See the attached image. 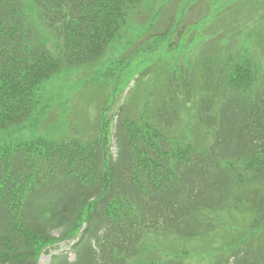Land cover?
I'll use <instances>...</instances> for the list:
<instances>
[{
    "label": "trees",
    "instance_id": "1",
    "mask_svg": "<svg viewBox=\"0 0 264 264\" xmlns=\"http://www.w3.org/2000/svg\"><path fill=\"white\" fill-rule=\"evenodd\" d=\"M147 6L145 0H0V132L25 122L35 92L55 75L96 68L133 9ZM169 13L171 23L161 36L180 30L177 13ZM146 15L136 23L152 22ZM37 29L57 44L53 57L39 43ZM221 46L207 43L189 75L167 71V117H158L160 124L121 117L120 108L115 158L100 173L105 187L82 185L83 174L71 168L46 170L31 186L39 157L0 152V264H37L45 248L74 237L83 222L75 260L57 255L50 264H190L185 256L198 252L213 254L212 264H264V84L259 67L225 56ZM191 103L195 114L180 112ZM191 119L201 126L192 128L197 137L190 127L194 143L181 147L167 133L180 130L177 125L172 131L177 122L191 125ZM105 152L103 147L100 155ZM135 163L149 182L155 180L143 189L146 194ZM115 197L132 204L121 220L114 219L120 212L109 211ZM87 207L85 219L79 211ZM254 233L255 241L243 242ZM148 236H167L171 256H157L156 246L145 244ZM231 247L236 251L225 256Z\"/></svg>",
    "mask_w": 264,
    "mask_h": 264
},
{
    "label": "rangeland",
    "instance_id": "2",
    "mask_svg": "<svg viewBox=\"0 0 264 264\" xmlns=\"http://www.w3.org/2000/svg\"><path fill=\"white\" fill-rule=\"evenodd\" d=\"M236 1L145 0L148 4L146 17L151 16L152 25L142 27L131 25L135 23L136 19L133 14L131 19H128L127 29L124 32L121 31V35L117 36L110 45L108 54L96 67L93 76L82 75L85 70L83 72L66 70L45 83L35 92L34 114L32 113L22 126L0 132V152L22 151L30 156L32 161V156L39 157V161L31 170L29 181L31 186L46 170L48 173L55 174L61 171L60 168H71L81 172L79 177L83 174L85 179L81 181L82 185H84L83 183L94 185L96 182H102V187H105L108 184L107 178L100 177V173L105 170L109 161L115 156L116 150L112 135L119 108L123 109L121 117L135 120L138 123L149 119L158 124V117H167V110L163 108V106H167V74H162V71L158 70L155 76V82H157L154 85H149L148 82L142 85L139 83L137 90L133 87L134 80L144 69L155 65V63L164 64L175 70L190 71L191 66L199 58L200 51L204 48L202 46L209 38L204 32L211 25L214 30L216 27L218 28L215 37L220 39L219 45L225 48V50L223 49L224 55L232 56L233 60H250L256 68L259 67V80L264 84V5L260 3L262 0H259L260 2L238 0L235 4L236 11L243 10L237 14L232 9V11L234 10L232 15L228 11V7ZM242 1L244 2L242 3ZM171 9L174 14L177 13L176 25L180 24L179 34L183 33V36L179 35L176 39V33L173 32L165 38L162 36L150 38L155 34L154 26L160 31L169 27L171 23L169 17L172 16L169 13ZM226 9L227 11H225ZM203 13L207 15L200 22L189 25ZM217 19L218 22H216ZM232 23L234 25L238 23L241 26L235 28L236 26ZM36 33L39 34V43L42 40L44 47L50 51L51 57H53V51H56L57 44L47 32L37 29ZM178 39H180L179 42ZM173 43H178L174 49L172 48ZM78 44L83 45V42ZM128 44L138 48L137 52L131 53L132 46L128 47ZM151 69L153 74L154 70ZM169 71L174 72L173 70ZM84 76L86 77L84 78ZM152 82L154 83V81ZM92 83L108 86L104 87L102 91L96 86L91 88L90 84ZM131 88L134 89L131 90ZM106 99L108 100L105 106L106 110L102 112ZM179 109L181 113L186 112L187 109L193 114L196 112L192 103L186 104L185 107L181 106ZM97 120H100L101 123L110 121V125L106 127L105 131L96 132ZM189 123L191 125L178 124L177 122L172 131L176 129L177 125L180 126V130L176 129L173 133L171 131L167 133L169 137L172 134L181 147H185L190 142L194 143L190 127L193 135L192 128L196 125L201 126V124H195L192 119L189 120ZM185 126H189L188 131ZM124 134L138 139L137 136H131L130 132L124 131ZM193 137L197 136L193 135ZM49 144H53V147ZM103 147H106L107 152L101 156L100 151ZM196 147L200 148L201 145H196ZM261 156L264 158V153ZM134 171L141 173L139 178L146 180V185H139L142 187L139 190L144 191L142 194H146L143 189L152 187L150 183L153 184L155 180L152 178L149 182L141 167L136 163ZM156 177L157 181L163 182L159 172ZM117 198L120 197L114 198L113 206L109 208V211L110 214L115 211L120 212L114 219L121 220V211L130 209L127 204H132L124 198ZM82 210L83 208L79 213L82 218L86 219L91 209L90 207L85 208L83 214ZM258 233L260 232L258 231ZM258 233L251 234L243 242L251 241V238L252 241H255L253 236ZM54 235L58 236L57 233ZM215 238L213 247L218 248V239ZM166 239L167 236H161L158 239L148 236L145 244L150 247L156 246V255L161 259H167L171 255L167 252ZM242 243L237 244V249L242 246ZM233 248L225 249L224 255L227 256ZM67 249V247H62L60 251ZM187 250L190 251L188 247ZM69 256L71 259L73 258L72 254ZM212 256L213 254L210 253H189L185 256V261L190 264H209L211 261L210 264H212ZM38 264H48V257L41 256Z\"/></svg>",
    "mask_w": 264,
    "mask_h": 264
},
{
    "label": "bare ground",
    "instance_id": "3",
    "mask_svg": "<svg viewBox=\"0 0 264 264\" xmlns=\"http://www.w3.org/2000/svg\"><path fill=\"white\" fill-rule=\"evenodd\" d=\"M130 46H132V45H131V44H130V45L128 44V47H130ZM136 52H137V49H136L135 47L132 46V51H131V53H136Z\"/></svg>",
    "mask_w": 264,
    "mask_h": 264
}]
</instances>
